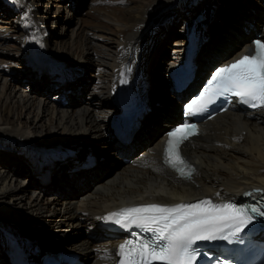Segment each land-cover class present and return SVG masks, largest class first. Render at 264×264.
Listing matches in <instances>:
<instances>
[{"label":"bare ground","instance_id":"bare-ground-1","mask_svg":"<svg viewBox=\"0 0 264 264\" xmlns=\"http://www.w3.org/2000/svg\"><path fill=\"white\" fill-rule=\"evenodd\" d=\"M13 1L18 4L20 17L25 22L24 37L20 48L6 49L3 43L17 36L5 31V27L0 28V54L37 63L43 62L45 52L48 58L45 61L52 68L40 72L46 88L30 92L22 84L12 82L14 69L10 65L0 64V146L6 150V156L0 155L1 263L7 260V254L9 257L12 242L36 244L42 240L44 245L33 247L37 252L33 259L17 258L12 264H48L58 252L70 253L84 264H101L115 256L117 244L126 238L119 233L110 236L113 232L104 226L108 214L121 206L150 202L172 204L201 197L236 199L264 192L255 191L264 190L262 107L247 112L230 108L201 123L200 133L183 147L195 165L191 178L178 177L162 163L166 127L181 115V102L171 88V69L188 48L195 55L196 81L205 77L213 64L240 58L253 49L254 34L264 37V25L256 31L255 18L230 12L228 0H98L108 3V9H97L93 13L94 23L78 34L74 31L65 48L53 51L51 45H40L44 25L51 14L47 12L46 16L34 19L32 4L27 0ZM247 1L241 0L240 5L245 6ZM258 1L260 7L253 13L256 16L264 5V0ZM169 4L177 12L172 18L166 12ZM214 7L221 13L212 20V29L224 32L227 20L236 24L232 31L224 32L220 42L212 39L208 43L203 28L211 19L210 11ZM183 11L186 13L181 21L184 35L173 43L174 56L162 73L157 71L159 66L155 63L170 46L168 36ZM166 16L171 19L159 28L163 38L149 61L150 40L158 32L156 25ZM259 17L264 18V9ZM60 20L58 10L52 24L58 25ZM65 29L63 26L62 30ZM34 34L36 39L32 38ZM191 36L196 38L192 46L189 45ZM62 66L67 68L61 70ZM84 66L95 69L97 79L87 94V102L82 104L75 97L81 91L79 68ZM150 71L158 73L153 84L149 76L142 77ZM52 86L59 93L50 97ZM124 90L130 91L136 112L132 141L128 144L117 141L113 134L114 98L120 92L125 93ZM148 93L167 96L172 103L150 106L146 100ZM94 146L102 148L107 157L119 156L127 163L110 172L106 171V159V163L91 157L84 161L83 151L88 152ZM8 149L16 150L15 158L7 153ZM71 151L76 154L62 160L43 159ZM3 160L12 162V166ZM34 167L42 168V173L37 175L41 182L29 192L25 183ZM70 227L77 232L83 227L87 231L80 237L64 240L63 235ZM56 242L58 249L45 252ZM46 254H50L49 259H42Z\"/></svg>","mask_w":264,"mask_h":264},{"label":"snow or ice","instance_id":"snow-or-ice-1","mask_svg":"<svg viewBox=\"0 0 264 264\" xmlns=\"http://www.w3.org/2000/svg\"><path fill=\"white\" fill-rule=\"evenodd\" d=\"M32 38L36 39L35 34ZM254 44L253 53L243 55L212 73L199 96L186 105L188 114L207 111L218 97L227 96H234L253 108H264V43L256 40ZM196 131L195 124L185 123L168 133L166 163L182 177L191 178L195 169L181 156L180 145ZM256 216L264 217V208L238 205L234 201L213 203L202 199L196 203L123 207L109 213L106 219L124 228L135 225L152 233L149 239L126 240L120 244L119 264H194L197 259L194 245L198 241L239 239V234Z\"/></svg>","mask_w":264,"mask_h":264},{"label":"rangeland","instance_id":"rangeland-1","mask_svg":"<svg viewBox=\"0 0 264 264\" xmlns=\"http://www.w3.org/2000/svg\"><path fill=\"white\" fill-rule=\"evenodd\" d=\"M192 1L195 2V0H192ZM240 1L241 0H228L227 1V5H228L227 10H229L230 12L231 11L232 12L233 11L239 12V14H243V16L245 18H250V19L255 18L253 22H255V23L257 22L256 23L257 26L255 25L257 27L256 31H260L259 28H261L264 25V18L261 19V17H259V16H260L261 9H264V5L261 6V8L258 10V13L256 16V15H253V13L256 12L255 8L257 9L258 7H260L258 5V3H259L258 0H248L247 4L245 6L240 5ZM27 2L32 4V8H33L32 9V16L34 17V19L46 16L47 12H49L51 14V16L47 19L46 24L44 25L45 34L40 39V45H43L44 43H46L47 45H51L53 47V48H51V49H53V51H58L61 48H65V45L68 44L72 40V34L74 33V31H75V34L76 33L78 34L81 32V30L84 27L94 23L95 17L93 15V13L96 12L97 9H105L106 10V9H108L107 7L109 5L108 3L98 2V0H27ZM18 7H19L18 4L13 0H0V28L5 27V28H3L5 31L17 36L14 39H7L3 43L2 46L4 48L10 49V50H16V48L17 49L20 48V40L24 37L22 35V33H23V30L25 31V28H26L25 22L23 21V18L20 17L21 15H20ZM94 9H96V10L94 11ZM58 10L60 11V14H61V20H60V23L58 25H55V24L53 25L52 23L56 19V12H58ZM184 11L182 12V14L178 15V20L176 21L175 24H173L174 27L168 36V41H169L168 44L170 46L168 47V49L164 50L163 54L161 55L160 61L155 63V65L159 66V67H157V71H160L162 73L164 71H166L165 70L166 64L168 62H170L174 56L173 49L176 46H174L173 43H175L176 40L183 37V35H184V33L181 31V27H182L181 21L186 16V13L183 14ZM205 11H207V10H205ZM166 12H170L171 18L177 14V12L175 11V6L170 5V4L166 8ZM210 12H211V19L207 21L206 26L203 28V29H205V40L208 43L212 39H213V42H220V40L222 39L221 36H223L224 32L232 31L234 29V26L236 23H232L230 20H227V25H226V27H224V29H225L224 32H223V29H218V28L212 29V26H213V23H211V22H213L212 20H214L216 18L217 14H219L221 12H220V10L218 12L217 7H216V9H215V7L212 8ZM204 13H202V14H204ZM68 15H70L69 19H67ZM230 15H231V13H230ZM170 16L169 17L166 16L165 18H162V21L156 25L157 31L159 30V28L161 26L169 23V21L171 19ZM5 20H9V21L4 22ZM259 21H260V23L258 26ZM154 22H152L151 24L154 25ZM63 26H66L65 30H62ZM183 29L186 30L187 26L183 27ZM159 32L160 31L156 32L153 35L152 39L150 40L151 45H150L149 52H148L149 61L151 60V57L153 56L152 55L153 51L155 50L158 43L163 38V34L161 35ZM47 38H49V39L46 40ZM260 38H264V37L262 35H260ZM215 39H216V41H215ZM41 52H43V51H41ZM44 55H45V52H44ZM43 56H42V58L44 59V60H42L43 62L30 63V62H24L20 59L9 58L4 54H0V64L6 65V66L10 65V67H12L14 69V72L12 74V82L13 83L22 84L27 91L36 92L37 89L42 90L43 87L46 88L44 86L45 83H43L44 81H43V78H42V75L40 74V72L44 71L43 69H51L52 68V67L50 68L51 65L48 66V63L46 62L48 60V58L45 56L43 57ZM219 64H221V63L219 62ZM62 67L63 68H60L61 70H63V69L65 70L67 68L65 66H62ZM70 68L73 69L74 67H70ZM79 69H80V74H81V76H80L81 82H80V85L78 87L81 91L77 93V97H75V98L79 100V103L84 104L88 100L87 94L91 91L92 87L96 83L97 71L95 69L93 70L92 68H89L88 66L87 67L84 66V68H79ZM67 72H69V71H67ZM64 74H65V71H64ZM157 74L150 71L149 73L147 72L146 75H144V73H143L142 77L149 76V82L153 84L155 79L158 77ZM166 74H167V72H166ZM52 88H53V86L50 87V90H49L50 92L48 91L49 92L48 95L50 97H53L55 94L59 93L57 89L52 90ZM171 94H172V92H171ZM56 96H58V95H56ZM146 100L148 101L149 105L153 106V107H155V106L158 107L160 105H165L167 103L169 104L170 102L172 103V99L168 98L167 96H164V95L153 96L150 93H148V95H146ZM111 102H112V104H114L112 97H111ZM4 151L6 152L5 148H3V147L1 148V146H0V155H2L3 157H4V155L6 156ZM15 151H16L15 149H13V150L8 149L7 153L10 154V156L15 158V155H14ZM94 151H97V153ZM102 151H103L102 148H100V147L95 148V146L93 147V149L89 148L88 152L83 151V153L85 154L84 157L86 159L84 161H86V162L89 161L88 158H90V157L93 158V160L99 159L101 162H105V163L107 160L106 171H110V172L115 171L116 169H118L119 167H121L122 165L127 163V162L123 161L122 159H120L119 156H118V158L107 157L106 155H104L102 153ZM74 154H76V152L71 151L68 154L60 155L58 157H52V156L47 155L46 158H43V159L45 161H58V160H62V159L68 158V157H72V156H74ZM1 159H3V158H1ZM3 161L7 165L12 166V164H11L12 162H9L8 160H3ZM31 171H32V174H31V176H29V178L27 179V181L25 183V185L29 188V192H31L32 189H34L36 187L37 183L41 182L37 178V175L42 173V168L34 167L33 169H31ZM103 175H105V174H103ZM64 187H65V185H64ZM74 189H75V187H74ZM77 189L78 188H76V190ZM29 195H30V193L28 194V196ZM64 228H66V230L68 229L67 227H64ZM86 231H87V228H84V227L82 228L81 232H77V230L70 227L69 230L64 233L63 239L64 240L65 239L72 240V239H74V237H80L82 235H85ZM41 241L36 243V244L35 243L21 244L18 242H12L10 244L11 247L9 248V250L11 251V253L9 252V257L7 254V257H6L7 260H4L2 263L0 262V264H12V261L16 260L17 258H23V257L33 259V257L37 253L33 247H37V245L38 246L44 245L43 243H41ZM57 241H58V239H57ZM57 246H58V243L56 242V244H54V246H50V247L46 248L45 252H47L48 250L54 251V250L58 249Z\"/></svg>","mask_w":264,"mask_h":264},{"label":"water","instance_id":"water-1","mask_svg":"<svg viewBox=\"0 0 264 264\" xmlns=\"http://www.w3.org/2000/svg\"><path fill=\"white\" fill-rule=\"evenodd\" d=\"M256 36H257V35H256V34H254V35L252 36V38H254V37H256ZM214 65H215V64H213V66H214ZM213 66H212V67H213ZM166 131H167V129H166ZM166 131H165V132H166Z\"/></svg>","mask_w":264,"mask_h":264}]
</instances>
